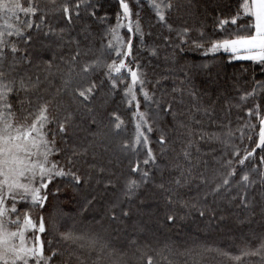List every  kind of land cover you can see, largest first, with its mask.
I'll return each mask as SVG.
<instances>
[{"label": "trees", "instance_id": "16d2710c", "mask_svg": "<svg viewBox=\"0 0 264 264\" xmlns=\"http://www.w3.org/2000/svg\"><path fill=\"white\" fill-rule=\"evenodd\" d=\"M36 2L42 8L45 5L52 7L48 0ZM65 2L72 10L71 22L62 12L50 13L39 31L33 28L26 31L24 37L15 38L14 44L19 51L13 55L5 50L3 68L10 72L6 79L14 78L18 82L21 77L26 81L31 77L32 83L36 84L35 87L29 84L28 93L20 92L21 98L27 97L34 103L38 99L52 101L50 116L53 123L50 128L57 133L55 148L60 151L54 152L51 160L65 171L71 169L80 175L81 183L75 185L71 177H57L49 185L48 203L44 210L32 207L31 203H18L19 211L29 213L37 223L43 216L46 226L50 228L49 217L56 210L60 231L71 229L84 236L75 244L57 237L52 249L64 255L55 264H79L75 256L69 259L70 252L79 255L84 264H93L100 244H107L108 250L116 249L123 264H148L150 257L153 264H234L215 254L202 259L197 253L208 246L238 255V248L245 242L256 247L260 238L264 237V218L253 219L261 215L259 204L248 210L241 206L239 198L232 199L239 191L237 184L241 176L248 173L250 176L253 174L254 178H251L257 181L254 188L249 190L250 194L256 196L257 202L260 200L259 173L264 172V163H261L264 150L255 148L254 154L244 165L238 161L255 147L258 119L248 116V111H255L259 105L261 115L264 113V63L234 59L232 53L225 51L207 52L211 43L235 38L240 25L252 24V18L244 14V0H173L179 7L174 8L168 17L171 30L166 24L157 22L149 2L128 0L132 20H139L144 32L142 38L138 32L131 37L130 32L126 31L124 36L132 44L129 64L139 71L144 80L143 89L141 85L137 88V96L139 107L148 114L152 127V131L148 132V143L156 158L155 163L150 161L148 165L143 163L148 159L147 151L136 148L135 151L129 149L117 155L114 147L130 144L133 139V111L127 105L125 96L129 77L126 72H121L113 91L111 82L105 76L106 65L117 59L107 45L111 29L117 24V17L121 13L119 1L86 0L81 4L79 17L75 15V5L81 0H56V5ZM233 18L237 19L235 25L231 23ZM223 20H228V23L222 24ZM35 23H40L39 19H35ZM185 27L190 29L187 35L182 34ZM28 34H31L32 40L25 43ZM240 34H244L242 30ZM194 41L202 43L204 47H195ZM77 51L80 55L73 61ZM13 58L17 62L15 71L6 70ZM97 60L100 66L95 71L86 76L81 74L85 64ZM101 80H104L103 89L89 105L97 110L100 125L89 128L87 117H81L85 108L80 103L82 98H77L76 89L86 87L90 81L99 84ZM141 90L148 92L152 100L146 101ZM107 93L111 96L110 100ZM100 95L107 98L103 108L100 107ZM155 101H160L165 108L172 103L176 119L158 109ZM69 114L72 121L69 134L65 137L57 132V122ZM117 116L123 121L118 133L113 124ZM180 121L186 127H180ZM248 124H256L257 128L246 127ZM107 129L112 145L106 144L108 151L105 152L100 145L101 142L105 144ZM161 135L166 140L163 146L159 143ZM249 135L252 140L248 139ZM65 140H68L67 144ZM73 145L77 151H88L86 155L72 157L73 163L69 164L68 157L72 156ZM236 151L239 156L234 154ZM185 152L190 154L187 159ZM229 160L232 161L231 165L228 164ZM117 161L119 165L116 168L114 164ZM137 164L141 172L132 171ZM189 169L191 176L188 175ZM232 169L236 174L229 177ZM144 171L149 173L148 182L154 181L155 185L148 187L145 183L135 195L126 196L128 181H139ZM226 177L230 185L221 189L220 193H213L212 189ZM177 178L183 186L174 183ZM161 184L163 188L159 187ZM169 196L173 201L171 204H168ZM218 197L226 200L217 202ZM138 210H144L146 214L136 216ZM232 210L236 211L233 215ZM201 211L204 212L203 216ZM123 212L128 213L126 218ZM113 214L116 220L111 218ZM168 215H173L175 219L168 221ZM219 215L223 217L220 224L219 221L215 226L210 223L206 229V223L217 221ZM245 215L248 216L247 223L243 220ZM180 217H183L182 221H179ZM144 221L149 227L146 226L148 232L141 243L136 231L137 227L144 226ZM191 228H194V235L199 237L196 243H187L181 238ZM202 229L215 232L214 237L219 242L208 237L201 239L199 232ZM244 230H251L250 235L256 232V235H260L240 242L236 234L245 237ZM40 235L45 241L51 238L50 232ZM112 237L119 242L111 243ZM227 237H232V240ZM93 239L98 242L95 250L89 245ZM81 244L84 247L81 248ZM49 251L46 244V254ZM103 264H109L106 255ZM244 264H260V258L246 257Z\"/></svg>", "mask_w": 264, "mask_h": 264}, {"label": "snow or ice", "instance_id": "6c2138e0", "mask_svg": "<svg viewBox=\"0 0 264 264\" xmlns=\"http://www.w3.org/2000/svg\"><path fill=\"white\" fill-rule=\"evenodd\" d=\"M86 0H81V3L75 5V15L79 17L81 4ZM152 10L155 13L158 23L166 24L169 30L172 29V25L168 23V17L174 8H178L179 5L173 3V0H149ZM48 4L52 7L45 5L44 8L40 6L36 0H29L27 5L23 4L21 0H0V264H55L56 260L64 255L63 252L52 249L53 241L59 238L61 241L77 243L84 239L83 235H78L75 231L69 229L67 231H60V221L58 219V213L54 210L49 217L50 228L46 226L44 217L39 218L38 223L33 220L29 213H21L17 207L19 204H26L30 201L32 207L40 208L44 210L48 203V189L49 185L53 183L57 177H71L75 185L81 183V176L76 172L69 169L65 171L59 166L58 163L53 162L50 157L54 152L60 151L55 148V136L56 132H53L50 125L53 123V118L50 116V106L52 101L38 99L35 103L31 99L21 98L20 92L28 93L29 84L35 87L36 84L32 83L31 77H28L27 81L21 77L17 82L13 79H6L10 75V72H6L3 68V61L5 59V48L8 47V43L5 39L6 36L16 35L18 37H24L25 32L35 28L37 31L41 29L47 21L48 15L55 14L57 11L62 12L63 16L70 23L72 20V10L67 2L56 5V0H48ZM120 7L123 9L124 17H130L132 15L129 8V4L125 0H120ZM244 14L252 18V24L240 25V30L235 35V38L219 39L211 43V47L208 51L213 53L223 49L225 52H231L234 59L238 60H251L264 63V0H244L242 4ZM23 14L21 19L20 14ZM95 15V13H93ZM138 15V14H137ZM35 19H39L40 23H35ZM119 21V17H117ZM15 21V22H13ZM222 24H227L228 20L221 21ZM233 25L237 24V19L231 20ZM122 25L119 22L116 28L111 29L115 44L109 41L107 47L115 50L117 56L127 57L132 54V44L129 40L127 42V51H123L125 44L123 39L118 35L117 28ZM132 25L129 23L128 31L132 32ZM136 32H138L141 38L144 35L143 29L139 20L136 22ZM244 34H240V31ZM190 29L185 27L182 30V34L187 35ZM51 32V29H49ZM49 33H45L48 35ZM201 35H203L201 33ZM32 40L31 34L26 36L25 43ZM195 47L203 48L204 45L199 42H195ZM11 53L14 55L19 51L15 44L10 47ZM155 54V53H153ZM80 52L77 51L76 56L73 57V61ZM31 63L30 60H28ZM100 66V61L97 60L92 64H85L81 68V74L87 75L88 73L95 71ZM51 67V64H49ZM127 65L124 59H120L119 63L113 61L111 64L106 65L107 72L105 76L108 81L111 82V89L114 91L117 87V81L119 74L125 69ZM11 71H15V66L11 68ZM131 75V86L127 87L125 96L131 97L128 101L131 104L132 100H136V94L134 86L139 83L141 89H143L144 80L141 79L139 71H132L128 69ZM113 73L117 74L116 76ZM39 77H37V83ZM69 81H66L68 83ZM104 80H101L99 84L95 81H90L86 87H78L76 89L77 98L80 99V103L84 106L85 111L81 114L82 119L87 117V124L89 128L96 126L99 127L100 121L97 119V110L91 106V102L97 98V93L103 89ZM146 101L152 100L148 92L143 93ZM242 99H244L242 97ZM107 103V98L101 97L100 107ZM158 109L162 110L165 114H171L173 119H176V113L173 111L172 103H168L165 108L160 101H155ZM136 120L135 125V140L133 144L124 143L121 145L122 151L129 149L135 151L136 147L148 144V136L145 135L143 128L148 125L147 131L151 132L152 127L149 124L148 114L146 112L139 111V101L136 103ZM260 106H256V110H249L248 116H256L259 121L258 126V140L255 142V147L264 150V115L260 113ZM72 115L69 114L64 120L57 122V132L62 136H68L69 127L71 126ZM114 129L119 132L123 121L117 116L113 121ZM180 127H186L182 121L179 122ZM253 130L257 128L256 124H248ZM230 136L231 133L229 132ZM243 137V133H241ZM203 138V137H202ZM218 138V137H217ZM249 140H252V136L249 135ZM68 143V140H65ZM159 143L163 146L166 143L165 137L161 135ZM101 147L107 152V145L101 142ZM87 149L83 152L77 151L75 146H72V156L68 157V163L72 164L74 156L86 155ZM255 152L247 151V154L239 159V164L244 165ZM239 156V152L234 153ZM189 153L185 152L184 156L187 159ZM147 157L143 163L148 165L150 161L155 163V156L152 153V149H147ZM95 158V155L94 157ZM232 161L229 160L228 164L231 165ZM261 163H264V157H261ZM94 167V165H93ZM104 171L103 168L100 169ZM133 172H140L139 164L132 169ZM255 171V169H253ZM236 171L232 169L228 173V176H235ZM183 175V173H182ZM188 175L191 176V169H189ZM261 179L259 184L261 189L259 191L260 200L257 202L256 196L250 194V189H253L257 184V181L252 179L248 173H244L241 176L240 181L237 184L239 191L232 199L239 198L242 207L248 210H252L259 204L260 210L264 213V172L259 173ZM149 173L144 171L141 173L140 180H129L125 186V195L133 196L137 190L145 183L148 182ZM187 182V180H186ZM177 186H183L179 178L174 180ZM230 185L229 178H224L221 183L217 184L212 189L213 193H220L221 189ZM163 188L164 185H159ZM231 191V188L228 187ZM59 191V189H57ZM172 192L171 189L168 190ZM91 203V201H89ZM143 203V201H141ZM168 203H173L171 196L168 198ZM10 205V206H9ZM200 214L203 216L204 212ZM123 215H128L127 212H123ZM14 217V218H13ZM116 220L115 214L111 217ZM223 218V217H221ZM175 217L168 215L167 220L173 221ZM51 233V238L47 241L41 239L40 234ZM97 241L90 240L89 245L92 249L97 248ZM46 244L50 250L46 254ZM81 248L83 244L79 245ZM107 244H100L98 246V252L93 264H103L105 255L108 258L109 264H123L119 258L116 249L108 250ZM239 254H233L228 250L219 247H203L197 254L201 258L209 256V254H215L216 257H222L227 261L234 262V264H244V258L246 257H259L260 264H264V237L260 238L258 246L253 247L250 243L245 242L242 247L238 248ZM75 256L79 264H84V261L80 259V256L75 252L69 253V259ZM63 264V262H61ZM148 264H153L151 257L148 260ZM171 264V262H169Z\"/></svg>", "mask_w": 264, "mask_h": 264}, {"label": "rangeland", "instance_id": "374dc122", "mask_svg": "<svg viewBox=\"0 0 264 264\" xmlns=\"http://www.w3.org/2000/svg\"><path fill=\"white\" fill-rule=\"evenodd\" d=\"M119 1V3H120V0H118ZM147 2H149V0H146ZM22 2V1H21ZM125 2L126 3H128L129 4V2H128V0H125ZM23 3V2H22ZM23 4H25V5H27L26 3H23ZM149 4H150V2H149ZM129 8H130V4H129ZM20 17H21V19H23L24 17H23V14L21 13L20 14ZM13 22H15V21H13ZM119 24L120 25H122L121 27H119V28H117V33H118V35L123 39V41H124V44H125V47H124V49H123V51H127V39H126V37L124 36V33L126 32V31H128V25H129V23H131V25H132V32H130V34H131V37L133 36L132 34L133 33H137L136 32V22L135 21H133L132 20V15L130 16V17H124V15H123V9L121 8V13H120V16H119ZM117 22V23H118ZM0 23H3V21H0ZM117 25V24H116ZM116 25L113 27V28H116ZM18 36H16V35H13V36H6L5 37V39H6V41H7V43H8V47H6L5 48V50L6 51H10V47H11V45L12 44H14L15 42H14V40H15V38H17ZM110 41H112L113 42V44H115V40H114V38H113V34H111V37H110ZM210 48V47H209ZM4 50V51H5ZM219 51H224L223 49H220ZM113 52H114V55H116L117 56V52L115 51V50H113ZM207 52H210V53H213V52H211V51H208L207 50ZM231 53V52H230ZM5 55H6V53H5ZM128 58H129V56H127L126 58L125 57H123L122 55L121 56H117V59H116V62L117 63H119V61H120V59H124V61H125V64L127 65V67L125 68V69H123L122 70V72H126L127 73V75H128V77H129V82H128V84H127V86H126V89H127V87H129V86H131V75H130V72L128 71V69H131L132 71H136V69L135 68H133V67H131L130 66V64H129V61H128ZM14 59L15 58H13V61L9 64V65H7V67H6V70H11V68L13 67V66H16V64H17V62H14ZM5 70V69H4ZM113 75H116L115 73H113ZM140 87V84L139 83H137L135 86H134V91H135V94H136V100H132L131 101V104H129L128 103V101L131 99V97H127V101H126V103H127V105L128 106H130L131 108H132V111H133V117H132V122H131V125H132V130H133V139L131 140V143L130 144H133L134 143V140H135V125H136V123H137V120H136V111H137V109H136V103H137V101H138V96H137V88H139ZM141 92H142V94L144 93L142 90H141ZM107 95H108V100H110V98H111V96H110V94L109 93H107ZM102 96L100 95V98H101ZM139 106H140V104H139ZM99 107V106H98ZM139 111L140 112H143V110H141L140 109V107H139ZM74 113H76V114H78L77 112H74ZM262 115H264V113L262 114ZM258 126H259V121H258ZM147 127H148V125H145L144 126V128H143V131L145 132V135H147L148 136V131H147ZM108 132H110L109 131V129H107L106 131H105V135H104V142H105V144H109L110 145V147H111V141H110V138H111V136L110 135H108ZM114 132V131H113ZM116 135V134H115ZM258 140V135H257V139H256V141ZM115 147V151H116V153H117V155H119V153L120 152H123L122 150H121V147H118V145H116V146H114ZM113 147V148H114ZM138 150H145V151H147V149L149 148V143L147 144V145H144L143 143L141 144V145H139V146H137L136 147ZM256 147H254L253 149H255ZM252 149V150H253ZM251 150V151H252ZM50 159H51V157H50ZM53 161V160H52ZM54 162V161H53ZM115 167L117 168L118 167V165H119V162L117 161V163L115 162ZM137 165H135L134 166V168L136 167ZM141 170V169H140ZM157 170V169H156ZM157 171H159V170H157ZM110 172V171H109ZM141 172V171H140ZM250 177H252V178H254L253 177V174L250 176ZM200 182L202 183V182H204V181H202V180H200ZM155 185V182L154 181H149V182H147V186L148 187H153ZM228 191V190H227ZM224 195V194H223ZM223 195H221L222 197H223ZM231 196H233V194H230ZM222 197H218V198H216V200H217V202H224L226 199H223ZM121 198V197H120ZM28 204H30V201L29 202H27ZM169 204V203H168ZM10 206V205H9ZM236 211L235 210H232L231 211V213H232V215L235 213ZM261 212V211H260ZM20 213H21V216H22V214H23V212L20 210ZM140 213H145L146 214V211H144V210H142V212L141 211H139L138 210V213L136 214V216L139 214L140 215ZM223 213V212H222ZM244 213H245V211H244ZM138 215V216H139ZM249 215H251V214H249ZM263 216V217H262ZM125 218H126V216H124ZM254 217V216H253ZM14 218V217H13ZM262 218H264V213H262L261 212V215L260 216H258V217H256L255 216V218H253V219H256V221L257 220H261ZM179 219V221H182L183 220V217H180V218H178ZM248 216H244L243 217V220L245 221V223H247L248 222ZM60 221V220H59ZM148 221V220H147ZM147 221L145 222V224H144V226H141V227H137V231H136V233H137V238H138V240L141 242V243H143L142 242V238H145L146 237V233L148 232V229H146V226H147V228L149 227V225H148V223H147ZM219 221V224H220V221H221V215H219V217L217 218V221H213V220H211L210 222H207L206 223V229H208L209 228V224L211 223L212 224V226H215V225H217V222ZM222 223H224V221H222ZM136 223H134V225H135ZM218 224V225H219ZM146 229V230H145ZM211 230V229H210ZM251 231V230H250ZM250 231L249 230H244L243 232L244 233H246L244 236L245 237H241V236H239L238 235V233L236 234V236H235V234H234V236L236 237V239L237 240H239L240 242H243V241H245V239H250L249 237H255V236H257L258 235V237H259V235L260 234H257L256 235V233H253V234H251L250 235ZM211 231H207V230H201L199 233H200V236H201V239H203V240H205V238L206 237H208L209 239H213V240H216V241H218L217 240V238L216 237H214V233H210ZM37 235H40V233H37ZM233 236V237H234ZM182 239H184V241L185 242H187V243H196L198 240H199V237L198 236H196V235H194V228H191V230H188V232H187V234L185 235V236H182L181 237ZM228 238V240H232V237H227ZM112 241L113 242H111V243H117V242H119L118 240H117V238H115L114 240H113V237H112ZM219 242V241H218Z\"/></svg>", "mask_w": 264, "mask_h": 264}]
</instances>
